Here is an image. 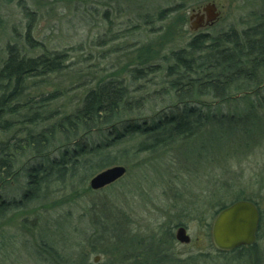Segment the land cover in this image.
Masks as SVG:
<instances>
[{"label": "rangeland", "instance_id": "1", "mask_svg": "<svg viewBox=\"0 0 264 264\" xmlns=\"http://www.w3.org/2000/svg\"><path fill=\"white\" fill-rule=\"evenodd\" d=\"M25 2L29 12L33 13L31 18L26 17L19 0H0V68L7 57V46L17 45L30 51V57L47 52L65 53L68 70L62 75L28 82L20 99L21 115L14 118L15 121H23L36 112L46 117L49 109L40 101L55 89L72 90L68 95L70 98L50 107L51 112H62L64 108L76 105L82 94L98 82L108 80H120L133 102H143L138 113L126 118L129 124L143 123L144 119L152 121L164 109L174 105V101L164 95V73H151L152 68L160 71L166 67V56L185 48L201 33L210 31L217 35L230 30L242 33L264 19V0ZM208 4L218 7L220 19L211 30H200L202 27H199L192 31V10H202ZM29 30L37 47L34 50L26 42ZM143 64L150 73L135 78L134 70L142 69ZM252 93L245 97L232 91L224 102L204 97L198 107L204 112L211 109L219 116H241L249 113L254 104L255 113L262 121L260 130L264 131V85ZM45 125L42 123L39 129H34L17 122L10 132L0 134V141L25 134L16 133L17 129L26 127L38 132ZM220 130L215 127L208 135L212 132L215 135ZM103 137L96 134L89 140L98 143ZM240 138V134L231 137L230 145L237 141L241 146ZM141 139H125L110 149L113 154L122 150L131 152L124 161L112 165L126 168V174L116 183L87 192L85 188H90L94 176L88 181L75 177L68 182L73 181L71 185L54 189L46 205L41 204L35 209L32 206L28 212H15L0 220V264H125L126 249L137 248V245L155 250L159 254L155 256L159 264H235L229 258L219 256L211 225L207 224L213 221L208 217L214 212L208 211L217 201L229 203L243 191L244 195L258 201L264 216V134L258 139L244 137L246 144L240 150H232L233 154L228 153L230 146L221 149L216 145L217 148L202 162L194 157L185 159L181 153L186 147L185 150L177 147L175 152L174 147H168L156 153L134 155L133 150ZM50 151L51 159L59 158L57 149ZM43 155L41 157H45ZM18 158L14 175L0 181V197L8 202L21 199L26 191L28 168L45 161L34 159L27 152ZM242 171L244 176L241 180L238 176L235 182V194L231 191L215 198L209 196L210 191L217 193L218 187ZM39 209L40 223L35 214ZM178 224L186 227L191 237L189 245L180 244L176 239L172 241L167 234L170 229L174 235ZM262 235L257 240L260 259L261 254L264 258V233ZM43 241L55 252H44ZM97 257L99 260L95 263Z\"/></svg>", "mask_w": 264, "mask_h": 264}, {"label": "trees", "instance_id": "2", "mask_svg": "<svg viewBox=\"0 0 264 264\" xmlns=\"http://www.w3.org/2000/svg\"><path fill=\"white\" fill-rule=\"evenodd\" d=\"M25 1L19 0L21 8L26 17L31 18L33 13L29 12ZM30 33L29 30L26 42L34 50L37 47L33 44ZM6 53L7 57L0 68V134L10 132L12 125L15 126L17 122L34 129L42 123L46 125L38 132L26 127L17 129L16 133L25 134L20 138L12 137L0 141V181L14 175L15 163L23 153L27 152L32 154L34 159L45 161L41 160L28 168L27 189L21 199L8 202L0 197V220L15 212H28L32 206L35 209L41 204L46 205L54 189L71 185L73 181L68 182L75 177L88 181V178L112 167L115 162L124 161V157L131 153L129 150L119 151L118 154L109 151L125 139L142 138L133 150L134 155L156 153L168 147H174L175 152L177 147H183V150L186 147L185 152L181 153L185 159L194 157L202 162L211 150L217 148L216 145H220L221 149L230 146L231 151L228 153L233 154L232 150H240L241 146L246 144L244 137L258 139L264 134V131L260 130L262 121L255 113L254 104L249 113L241 116H219L213 114L211 109L204 112L203 108L198 107L201 98L224 102L232 91L249 97L253 91L264 85V19L242 33L230 30L225 34L213 33L211 36L199 34L185 48L172 51L164 58L167 66L160 71L152 68L151 73H164V95L167 94L174 101V105L164 109L152 121L144 119L143 123L138 121L133 125L129 124L126 118L138 113L143 102H133L128 89L120 80L98 82L82 94L76 105L64 108L62 112H51L50 107L64 98H70L68 95L72 90L55 89L40 101L49 109L46 117L36 112L30 117L26 116L23 121H15L14 118L21 115L23 105L20 99L26 84L31 80H43L65 73L68 70L67 55L62 52H47L38 57H30V51L22 50L17 45H8ZM148 70L150 69H145L143 64L142 69L134 70L137 73L135 75L134 72L133 76L139 78L138 75H148ZM155 95L159 96L156 93ZM215 127L221 129L215 133L217 138L213 132L208 135V131ZM96 134L105 138L103 137L101 142L90 143V137ZM239 134L242 136L241 146L237 141L230 145L231 137ZM228 143L229 145H225ZM55 149L60 152V156L51 159L50 150ZM42 155L45 157H41ZM238 176L241 180L244 171L240 175H233L232 179L218 187L217 193L215 190L210 191L209 196L215 198L231 191L235 194L237 191L234 186ZM85 190L92 192L91 188ZM244 194L239 191L229 203L219 200L216 205H211L208 213H214L208 218L213 221L208 222V226L211 225L212 229V223L218 213L237 201H251L260 210L258 201ZM35 212L40 223L41 210ZM205 216L206 213L203 218ZM180 225L182 224L176 227ZM263 233L264 216L261 213L258 241ZM167 234L175 241L170 229ZM42 245V248L46 247L44 252H55L49 243L43 241ZM258 250L256 241L252 246H243L230 252H218L219 256L229 258L235 264H264V258L262 254L261 259L259 258ZM51 257H54V254Z\"/></svg>", "mask_w": 264, "mask_h": 264}, {"label": "water", "instance_id": "3", "mask_svg": "<svg viewBox=\"0 0 264 264\" xmlns=\"http://www.w3.org/2000/svg\"><path fill=\"white\" fill-rule=\"evenodd\" d=\"M202 12L208 15V23H214L218 18L215 4H208L202 9ZM197 23L200 24V21ZM199 27L197 25L193 28L196 30ZM125 174L126 168L123 166L107 168L91 179L89 187L93 191L102 190L119 181ZM260 221L261 213L255 203L246 200L234 202L220 211L213 222L214 246L218 251L230 252L243 246L254 245L257 241ZM175 238L178 243L183 245L191 243V237L184 226L176 229Z\"/></svg>", "mask_w": 264, "mask_h": 264}, {"label": "flooded vegetation", "instance_id": "4", "mask_svg": "<svg viewBox=\"0 0 264 264\" xmlns=\"http://www.w3.org/2000/svg\"><path fill=\"white\" fill-rule=\"evenodd\" d=\"M216 13L218 14V18L215 20V22L208 23L207 22L208 15L203 13L201 9L192 10V15L190 16V29L194 31L195 29L193 27L199 25L200 27H202L200 30H206V31L211 30L216 24V21L219 20L221 16V12L218 10L217 6H216ZM191 17H193V20H191ZM197 21L198 22L200 21V24H198ZM201 34H204L206 36L207 35L211 36L213 33L208 31L206 33L204 32ZM178 227H181V226H178ZM174 237H175V234H174ZM137 246H138L137 248L126 249L125 257L127 259V262H125V264H159V262L155 258V256H158L159 254L155 253V250L144 249L143 247L139 245ZM98 260H99V257L95 259V263H97Z\"/></svg>", "mask_w": 264, "mask_h": 264}]
</instances>
